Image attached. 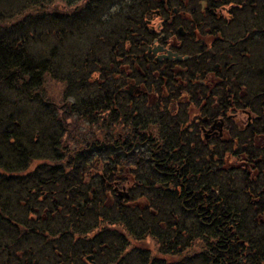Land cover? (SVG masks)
<instances>
[{
	"label": "trees",
	"instance_id": "1",
	"mask_svg": "<svg viewBox=\"0 0 264 264\" xmlns=\"http://www.w3.org/2000/svg\"><path fill=\"white\" fill-rule=\"evenodd\" d=\"M105 1L92 0L99 8ZM175 3L192 27L209 25L223 39L215 46L224 56L221 82L200 83L205 58L176 71L147 53V21L157 11L170 18ZM114 4L98 24L116 19L98 37L105 47L84 68L75 56L59 77L75 99L62 117L42 88L53 63L32 54L27 33L39 19L0 26V264H90L91 254L97 264H264V111L260 123H226L223 137L201 141L204 123L191 113L203 100L187 92L220 88L229 96L231 89L254 105L253 93H264L257 78L264 64L251 57L250 43L264 39V0ZM75 11L44 18L60 47L89 31V16ZM165 26L170 33L173 25ZM133 83L142 94L123 91ZM3 90L34 105L39 123L13 120L17 108L7 114ZM74 186L80 193L70 191ZM122 187L128 197L117 192ZM148 238L158 246L155 256L142 248Z\"/></svg>",
	"mask_w": 264,
	"mask_h": 264
},
{
	"label": "rangeland",
	"instance_id": "2",
	"mask_svg": "<svg viewBox=\"0 0 264 264\" xmlns=\"http://www.w3.org/2000/svg\"><path fill=\"white\" fill-rule=\"evenodd\" d=\"M86 6L88 7V11ZM117 8L118 7L114 4V0H106L102 8L96 7V3H93L92 0H0V26H11L18 29L20 28V20L26 16L29 17L31 21L39 19L40 25L29 28L27 33L31 42L32 54L36 55L38 60L49 59L48 61L51 60L53 63V68L50 70L49 74L46 75L42 88L44 90L45 99L51 104L56 105L55 116L62 117L63 111L66 110V104L75 101L74 97L66 95V82L60 80L59 77H62V73H67L69 68L68 62L73 60L75 56L78 58L80 57L81 60L79 65L84 68L86 66L84 61L89 58L88 60L91 62L93 57L90 56H96L99 52L98 48L105 47L104 43L106 42L98 40V37H101L103 31L112 29L116 19L110 15L104 27L98 28V24L101 20L105 19L110 12L117 10ZM75 10L81 12L83 17L89 16V31L85 32L84 36L80 35V40L77 39L76 42L70 45L74 46L76 49V54L70 55L67 49L71 47L69 45H67V47H60V43L55 40L57 38L52 36L53 30L49 26L46 27V25L43 24H45L44 18H47V15L50 13L65 15L67 13L76 12ZM151 21L154 26L157 27L161 22V18L154 16ZM260 21L262 20L260 19ZM167 22H171L169 17L167 18ZM125 23V21H122L121 24L123 25ZM262 24L263 21L259 25ZM79 44L83 46V50L78 49V46H80ZM250 44V48H252L253 51L251 57L255 60L259 59L260 63L264 64V39L259 38V40ZM128 45L129 42L126 46ZM54 47L57 49H55L56 57L53 58L51 52ZM101 53L103 58L107 53V49L103 48ZM99 65L100 67L106 66V59H103ZM258 67H260V65H258ZM53 75L58 76V78H55ZM3 93L6 96L5 98L8 99L6 108L7 114H13L14 111L16 112L15 108H17L18 113L16 112V114L13 115V120L20 121L19 119H23L24 121H31L32 123H39L40 116L37 115L34 105L31 103L28 104L25 99L20 98L19 94H16L14 91L10 92L3 90ZM49 119L50 118H47L45 123H48ZM41 162V160L33 162L30 168L32 169ZM157 247L156 242L151 238L146 239L142 245V248L155 249ZM198 248L200 249V247H197L196 251H198Z\"/></svg>",
	"mask_w": 264,
	"mask_h": 264
},
{
	"label": "flooded vegetation",
	"instance_id": "3",
	"mask_svg": "<svg viewBox=\"0 0 264 264\" xmlns=\"http://www.w3.org/2000/svg\"><path fill=\"white\" fill-rule=\"evenodd\" d=\"M178 1L184 2V0ZM202 5L204 6L203 3ZM154 16L160 17L161 22L156 27L151 20L147 21L153 36L152 39L147 42L146 49L147 53L152 55L156 62L171 61L174 63L175 70L179 71L182 69L181 63L188 62L195 57L205 58L209 64L207 65V78L205 80L200 79V83L202 85H206L208 80L209 82L212 80L216 81L217 78H219V82L222 81L224 78V56H222V52H216L215 46H217L216 43H222L223 39L212 32L209 25H204L203 27H192L191 24L193 22V18H191V15L187 11L183 12V10H180L178 3H175V5L172 7L170 24H172L173 27L170 33L165 31L167 18L162 16L160 12H156ZM255 37L256 36L253 35V38ZM161 47L164 50H160L155 54V49H160ZM168 51L175 52L183 57L187 56L188 58H184L183 60L168 59L165 57V55L168 54ZM133 59H136V55H134ZM215 70H219V72H221L220 75H215ZM257 78L260 79L262 84H264V72H262V74H260ZM134 84L136 83L131 85ZM123 91L128 94V91L125 89ZM259 91L260 89H257L251 96V100L254 102L255 106L252 103H250L249 106L247 103L248 100L246 99V94L238 93L231 89H227V92L230 93H228L229 96H226L225 90L220 88H218V91H216L215 88L209 87H205L204 89L188 88L187 92L189 99L193 98L192 93L194 92V94L198 96L199 100H203V104H201L200 109L194 110L191 113L194 123H204L202 124L204 138L200 140L211 141L214 137H223L226 123L262 122L260 114L262 111H264V93L256 94V92ZM77 188L78 187L74 186L70 189V191L80 193V189L78 188L77 191ZM45 216L47 217V215ZM145 250L153 256L157 255L156 248H146ZM94 257L95 256L92 255L90 264H97V260ZM155 258L159 257L157 256ZM173 261L174 264H177V261H180V259L175 258Z\"/></svg>",
	"mask_w": 264,
	"mask_h": 264
},
{
	"label": "water",
	"instance_id": "4",
	"mask_svg": "<svg viewBox=\"0 0 264 264\" xmlns=\"http://www.w3.org/2000/svg\"><path fill=\"white\" fill-rule=\"evenodd\" d=\"M160 50H164L162 47L160 49H155L154 53L156 54L158 51ZM166 58L168 59H176V60H183L184 58L187 59L188 57H183L175 52L172 51H168V54L165 55ZM129 94L133 95V94H141L143 92V90L137 86V85H131L130 88L127 90ZM78 191V188L76 189ZM125 190V187H124ZM123 194V191H120V195ZM125 196L128 197L129 194L128 192H125ZM89 260L92 259V257H88Z\"/></svg>",
	"mask_w": 264,
	"mask_h": 264
}]
</instances>
